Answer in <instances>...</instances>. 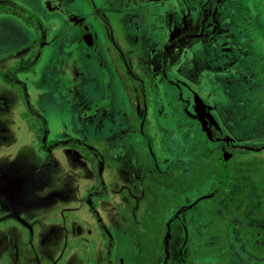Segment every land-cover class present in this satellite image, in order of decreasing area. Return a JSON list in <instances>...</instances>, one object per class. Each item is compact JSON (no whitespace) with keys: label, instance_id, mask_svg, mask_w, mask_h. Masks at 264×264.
Segmentation results:
<instances>
[{"label":"rangeland","instance_id":"rangeland-1","mask_svg":"<svg viewBox=\"0 0 264 264\" xmlns=\"http://www.w3.org/2000/svg\"><path fill=\"white\" fill-rule=\"evenodd\" d=\"M12 1L0 264H264V0Z\"/></svg>","mask_w":264,"mask_h":264},{"label":"trees","instance_id":"trees-1","mask_svg":"<svg viewBox=\"0 0 264 264\" xmlns=\"http://www.w3.org/2000/svg\"><path fill=\"white\" fill-rule=\"evenodd\" d=\"M0 11H8V12L18 13V14H21L22 16H24L26 19H30V20L33 18V15L30 14L24 6L14 2L12 0H0ZM38 27L41 28V30L42 29L43 30L48 29V27L45 26V24L43 23V21L41 19L38 21ZM45 40H47L46 37H44V39H39L38 44H32V48L35 45L38 48L36 50L34 49L35 51L33 50V52L30 53V55L27 56L26 58H21L19 60L18 64L6 68L2 74L4 79L8 80L10 83L20 84L21 80L9 77V75H8L9 72H12V75H13L15 71L18 72V71H23L27 68H30L31 62H35L41 56L42 51H43V46H44L43 44H41V41L43 42ZM25 113L35 114V116L42 119V115L39 114L37 111H35L30 105L28 107V111ZM218 170H219V173L221 174L222 181L224 182L226 175H225L224 170L222 169V164L218 165ZM219 187H221V185Z\"/></svg>","mask_w":264,"mask_h":264},{"label":"flooded vegetation","instance_id":"flooded-vegetation-1","mask_svg":"<svg viewBox=\"0 0 264 264\" xmlns=\"http://www.w3.org/2000/svg\"><path fill=\"white\" fill-rule=\"evenodd\" d=\"M80 26H81V27H80V28H81V34H82L83 36H85L87 39H90L89 31L87 30V34H85V32H84V30H83V27H85L84 24L81 23Z\"/></svg>","mask_w":264,"mask_h":264},{"label":"crops","instance_id":"crops-1","mask_svg":"<svg viewBox=\"0 0 264 264\" xmlns=\"http://www.w3.org/2000/svg\"><path fill=\"white\" fill-rule=\"evenodd\" d=\"M81 23H83V19H80V24H81ZM83 24H84V23H83ZM84 26L87 28V26H86L85 24H84ZM87 30L89 31L88 28H87ZM80 32H81V28H79V32H78L79 35H80ZM89 36H90V34H89ZM90 37H91V36H90Z\"/></svg>","mask_w":264,"mask_h":264},{"label":"water","instance_id":"water-1","mask_svg":"<svg viewBox=\"0 0 264 264\" xmlns=\"http://www.w3.org/2000/svg\"><path fill=\"white\" fill-rule=\"evenodd\" d=\"M83 30H84L85 34H87V28L83 27Z\"/></svg>","mask_w":264,"mask_h":264}]
</instances>
